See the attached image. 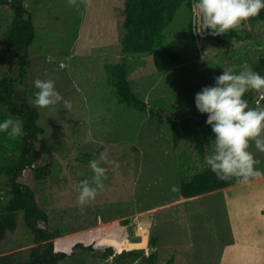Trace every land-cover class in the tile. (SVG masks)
<instances>
[{
  "label": "rangeland",
  "instance_id": "obj_1",
  "mask_svg": "<svg viewBox=\"0 0 264 264\" xmlns=\"http://www.w3.org/2000/svg\"><path fill=\"white\" fill-rule=\"evenodd\" d=\"M25 5L36 29L27 75L21 83L18 65L9 64L6 33L14 11L1 3L0 77L13 67L15 100L31 103L38 91L34 81L40 79L54 81L63 99L72 103L71 110L63 102L54 109L37 107L40 157L19 178L36 192L48 212V222L40 225L56 234V250L70 256L59 264H119L115 254L103 257L108 248L116 254L119 249H140L146 255L156 251V264H239L242 260L240 264H264V251L247 247L255 240L264 242V175L233 190L183 200L181 183L210 168L206 158L213 154L215 144L207 141L203 157L190 142L175 148L170 123L177 115L183 116V111L199 112L196 93L215 86V77L224 69L238 73L245 62L253 70L258 67L264 54V21L248 23L250 28L242 26L237 32L245 38L221 44L210 30L195 32L194 10L192 16L188 9L181 11L164 45L181 54L179 61L166 57L162 48L156 55L128 57L129 80L148 103V111L142 113L118 101L105 69V64L123 60L125 0H92L90 6L81 3L79 9L68 0H25ZM190 22L194 45L187 44ZM255 92L249 107L264 108V95ZM3 110L0 105V114ZM152 112H158L161 120ZM250 144L249 151L259 161L255 168L264 173V153L254 141ZM105 151L119 167L102 164L107 168L104 187L81 214L77 186L84 179L91 180L89 162ZM0 154L10 152L0 148ZM44 169L48 174L40 179L36 171ZM9 189L7 177L1 176L2 202L9 198ZM147 224L150 233L141 228ZM154 236L155 247L151 244ZM38 245L21 212L16 230H7L1 252L26 261ZM129 264L151 263L130 259Z\"/></svg>",
  "mask_w": 264,
  "mask_h": 264
},
{
  "label": "trees",
  "instance_id": "obj_2",
  "mask_svg": "<svg viewBox=\"0 0 264 264\" xmlns=\"http://www.w3.org/2000/svg\"><path fill=\"white\" fill-rule=\"evenodd\" d=\"M197 0H125L123 37V60L117 64H105L108 82L115 89V94L121 104L134 108L142 113L148 111V103L141 99L133 89L128 77V57L137 55H156L162 48L166 57L174 62L180 60L181 54L164 47L167 41V31L176 20L178 14L188 9L193 14V4ZM6 3L14 11L13 21L6 33V47L9 53V64L18 65V79L22 83L27 75V63L30 59L29 48L36 38V29L28 11L25 0H0ZM192 21V19H191ZM264 21V9L256 17L247 22L252 25ZM191 38L188 45H194L195 33L190 22ZM221 44L232 42L233 39H243L236 30H229L224 35L211 36ZM9 71H4L0 77V105L4 107L0 114V121L7 118L19 119L23 124L25 135L15 139L7 133L0 132V148L10 155L0 154V177L5 176L9 182V198L2 202L0 199V264H59L69 254L65 251H57L53 242L56 234L50 229L40 225L47 223L48 212L39 204L36 192L27 184L19 181L23 171L32 167L40 157V151L36 147L39 133L42 131L38 125L40 119L39 109L26 99L15 100L17 78L12 77ZM261 76L264 73V54L258 59V67L254 69ZM254 90H250L243 97L247 101L253 98ZM256 93V92H255ZM170 120L173 144L177 148L182 142L193 143L198 153L203 157L206 152L207 141L215 138L210 125L206 124L208 114L200 112H182ZM153 115L161 116L158 112ZM8 142L4 146V142ZM47 171H36L40 179L46 177ZM239 184L235 178L229 181L218 180L216 175L207 168L192 177L189 181H183L180 185L182 198L189 199L211 193L223 188ZM23 213L27 227L35 236L38 246L32 249L30 257L26 261L20 260L15 254H2V242L7 230L14 231L18 227L19 214ZM264 212V210H263ZM157 237L151 238V244L155 247ZM91 247V246H88ZM115 250L108 248L104 257L114 255ZM74 254V253H73ZM156 251L146 255L144 250H125L116 254L115 261L119 264L126 259H145L149 263L156 264Z\"/></svg>",
  "mask_w": 264,
  "mask_h": 264
},
{
  "label": "clouds",
  "instance_id": "obj_3",
  "mask_svg": "<svg viewBox=\"0 0 264 264\" xmlns=\"http://www.w3.org/2000/svg\"><path fill=\"white\" fill-rule=\"evenodd\" d=\"M69 5L79 9L91 5L92 0H68ZM264 9V0H197L193 10L197 16L195 32L203 34L210 30L213 36L224 35L229 30L240 31L242 26L251 27L247 22ZM239 72L233 68L224 69L215 77V86H206L195 95L197 110L208 114L206 124L210 125L215 135L214 152L206 158V163L218 180L229 181L235 178L239 183H248L258 178L261 173L255 168L259 163L249 151L250 142L254 141L256 149L264 153V108H250L244 99L246 93L254 90L264 95V76L247 63L239 66ZM34 86L38 91L30 102L39 108L54 109L63 102L71 110V101L64 100L56 90L54 81L37 79ZM0 132H5L13 139L25 135L23 124L19 119L7 118L0 123ZM118 162L108 159L107 151L99 159L89 162L93 173L91 180L84 179L77 186V202L81 214L85 206L93 201L104 187L107 168L102 166ZM173 190H178L173 188Z\"/></svg>",
  "mask_w": 264,
  "mask_h": 264
},
{
  "label": "crops",
  "instance_id": "obj_4",
  "mask_svg": "<svg viewBox=\"0 0 264 264\" xmlns=\"http://www.w3.org/2000/svg\"><path fill=\"white\" fill-rule=\"evenodd\" d=\"M245 184H242V183H239V184H237V185H234V186H231V187H227V188H223V189H220L219 191L221 192V191H224V192H226V191H228V189H230V190H233V189H236L237 187H241V186H244ZM200 196H202V195H200ZM197 197H199V196H197ZM197 197H193L194 199L195 198H197ZM183 200H184V198H182ZM186 200V199H185ZM262 207H264V202H263V206ZM256 226L257 227H259V223H257L256 224ZM141 228H148V231H149V233H150V230H151V225H149V224H147V225H142L141 226ZM263 229H264V226H263ZM125 240V239H124ZM124 240H121V242L122 241H124ZM159 241H160V237H159ZM159 241H158V243H159ZM263 240H255V241H253V242H251L247 247H254L256 250H258V251H260V252H262V251H264V249H263V247H264V242H262ZM120 242V243H121ZM119 243V244H120ZM238 245H239V247H241V243H237ZM243 246V245H242ZM252 247V248H253ZM146 249V248H145ZM241 249H243V248H241ZM245 249V248H244ZM138 250H140V249H138ZM123 251H125V250H123ZM123 251H120V249H119V251H118V253L120 254V253H122ZM115 255H116V253H114ZM113 256V255H112ZM70 256H68L67 258H69ZM103 257H104V254H103ZM66 258V259H67ZM105 258H107V257H105ZM142 258H138V259H135V260H141ZM65 260V259H64ZM64 260H62L61 261V263L64 261ZM129 260L130 259H126V262H123V263H121V264H129ZM145 260V259H144ZM241 262H243V260L241 261ZM240 262V263H241ZM239 263V264H240ZM243 264H245V263H243Z\"/></svg>",
  "mask_w": 264,
  "mask_h": 264
},
{
  "label": "water",
  "instance_id": "obj_5",
  "mask_svg": "<svg viewBox=\"0 0 264 264\" xmlns=\"http://www.w3.org/2000/svg\"><path fill=\"white\" fill-rule=\"evenodd\" d=\"M152 251H153V246L151 245V246H150V252H152Z\"/></svg>",
  "mask_w": 264,
  "mask_h": 264
},
{
  "label": "bare ground",
  "instance_id": "obj_6",
  "mask_svg": "<svg viewBox=\"0 0 264 264\" xmlns=\"http://www.w3.org/2000/svg\"><path fill=\"white\" fill-rule=\"evenodd\" d=\"M192 199H194V198H189V199H186V200H192Z\"/></svg>",
  "mask_w": 264,
  "mask_h": 264
}]
</instances>
